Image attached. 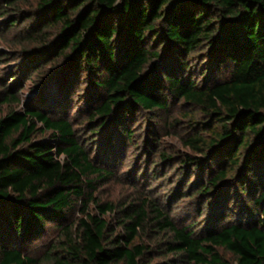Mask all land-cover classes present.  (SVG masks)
<instances>
[{
	"label": "trees",
	"instance_id": "obj_1",
	"mask_svg": "<svg viewBox=\"0 0 264 264\" xmlns=\"http://www.w3.org/2000/svg\"><path fill=\"white\" fill-rule=\"evenodd\" d=\"M3 1L1 16L19 14L10 27L39 17L16 34L25 59L12 78L61 60L62 92L70 78L89 80L87 115L94 130L111 125L108 141L112 132L134 141L137 110L153 111L152 133L175 127L181 119L169 112L179 106L187 121L180 140L195 152L182 162L208 168L199 194L213 197L234 181L253 192L263 217L226 221L221 211L197 232L150 196L103 202L97 190L114 174L91 158L70 118L11 110L0 113V264H264V183L256 181L264 166V0ZM13 89L2 100H16ZM41 100L47 105L46 94ZM46 131L55 142L38 137ZM74 209L79 216L69 221ZM48 223L59 234L46 250H21Z\"/></svg>",
	"mask_w": 264,
	"mask_h": 264
},
{
	"label": "rangeland",
	"instance_id": "obj_2",
	"mask_svg": "<svg viewBox=\"0 0 264 264\" xmlns=\"http://www.w3.org/2000/svg\"><path fill=\"white\" fill-rule=\"evenodd\" d=\"M3 5L5 2L0 0V10ZM18 15L16 11L0 15V93L14 87L16 97V100H2L4 95L0 96L1 116L11 110L22 113L27 108L42 107L49 114L53 109V114L69 117L79 140L90 149L91 158L114 174L97 190L96 195L101 201L121 203L150 196L159 202L177 224L189 225L197 232H203L209 219L213 222L221 216V211L226 215V221H246L255 215L263 217L261 205L252 203L253 192L250 191L249 194L240 189L234 181L227 189H221L218 194L214 193L213 197L199 194L197 187L203 184L202 179H207L208 168L200 170L188 162H182L187 154L195 152L186 145L183 146L180 140L179 136L185 132L187 121L185 116L181 115L179 106L172 104L169 112L172 117L178 116L181 119L180 124L175 127L168 124L167 128L155 129L156 132L152 133V129L157 128L154 123H159L152 119L153 111L150 113L137 110L132 122L134 141L120 139L117 132H112V139L108 141L107 134L112 129L111 125L94 130V125L87 115L91 93L89 80L84 76L70 78L66 84L67 90L62 92L58 83L62 79L58 69L64 65L61 60L50 61L46 68L38 73L21 76V81H18L20 76L17 79L12 78L13 74L20 70L19 66L25 59L22 53L23 44L15 39L16 34L30 30L39 18L38 14L34 13L32 19L21 21L14 28L10 27L11 17ZM37 45L33 43L30 49L37 48ZM43 93L47 95V105L46 102H41ZM38 126L42 127V124L38 123ZM38 137L50 142L56 141L50 131L39 132ZM160 153L170 154L171 158L164 161ZM61 158L63 159V156ZM258 170L260 180L256 181L260 185L264 183V166ZM78 216L77 209H74L70 213L69 221ZM220 221L219 219L217 222ZM58 234L57 225L48 223L42 235L18 244L27 254L39 256Z\"/></svg>",
	"mask_w": 264,
	"mask_h": 264
}]
</instances>
